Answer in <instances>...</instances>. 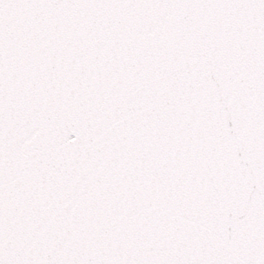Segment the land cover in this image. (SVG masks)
Returning a JSON list of instances; mask_svg holds the SVG:
<instances>
[{"label":"snow or ice","instance_id":"6c2138e0","mask_svg":"<svg viewBox=\"0 0 264 264\" xmlns=\"http://www.w3.org/2000/svg\"><path fill=\"white\" fill-rule=\"evenodd\" d=\"M0 264H264V0H0Z\"/></svg>","mask_w":264,"mask_h":264}]
</instances>
